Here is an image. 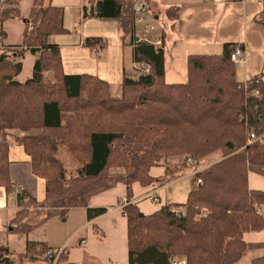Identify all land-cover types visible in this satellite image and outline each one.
I'll return each instance as SVG.
<instances>
[{
  "label": "trees",
  "instance_id": "1",
  "mask_svg": "<svg viewBox=\"0 0 264 264\" xmlns=\"http://www.w3.org/2000/svg\"><path fill=\"white\" fill-rule=\"evenodd\" d=\"M20 1L0 0L1 38L6 34L2 23L21 19ZM136 2L90 0L80 11L79 22L117 19L121 40L133 46L141 73L137 79L125 77L118 96L96 76L64 73L59 46L49 37L67 29L62 8L50 0H33L19 45L0 43V187L15 191L18 206L8 226L15 234L28 235L53 216L65 220L73 207H87L92 219L106 208H89V198L121 182L127 189L122 209L128 264H171L174 257L187 264H236L257 249L262 254L248 264H264V242L243 239L247 231L264 229V190L248 185L249 173L264 178V76L237 80L230 54L238 45L224 43L218 54L189 55L184 83L165 82L162 48L134 37ZM262 2L255 21L264 24ZM82 44L106 47L101 37H87ZM26 52L36 58L30 78L20 82L16 77L22 65L15 59ZM10 129L39 131L17 142L30 157L32 174L45 180L42 201L11 180ZM61 147L79 164L74 176L65 173L58 157ZM217 151L221 159L195 173L185 203L143 214L131 202L132 183H151L149 168L161 160L183 157L176 168H166L171 180L187 158L196 167ZM111 166L123 172L110 173ZM95 232L103 237L98 228ZM46 248L26 241L25 254L43 255ZM0 264H15L3 244Z\"/></svg>",
  "mask_w": 264,
  "mask_h": 264
},
{
  "label": "crops",
  "instance_id": "2",
  "mask_svg": "<svg viewBox=\"0 0 264 264\" xmlns=\"http://www.w3.org/2000/svg\"><path fill=\"white\" fill-rule=\"evenodd\" d=\"M87 1L90 0H50L51 5L62 8L63 26L67 33L51 35L49 40L59 46L65 74L96 76L106 81L111 86L112 94L118 96L125 77L137 79L140 75L133 57V46L121 40L118 21L115 18H86L79 22L81 7ZM32 2L33 0H21V19L2 23L1 28L6 34L5 38L0 37L1 44H20ZM144 2L145 15L152 29H145L143 24L135 25L134 37L142 41H161L159 47L163 50L165 82L184 83L187 80V57L191 54H218L224 43L237 44L245 51L244 65L235 67L237 80L245 82L258 74L264 76V24L255 21V17L263 8L262 0ZM172 7L176 9L167 14V10ZM14 28L17 40L12 42L10 34ZM87 37L103 38L106 47L83 46L82 41ZM35 58L30 52H26L16 60L21 62L22 68L25 60L28 61L31 76ZM47 74L51 76V72ZM27 79L26 77L20 82ZM38 132L8 130V159L10 177L15 188L25 189L38 201H42L45 197V180L32 174L30 157L17 142V139L24 135ZM212 154L205 157L213 156L211 160L202 164V159L196 167H193L192 161L188 162L187 159L190 158H187L185 167L171 180L166 176V168H176L182 163L183 157L161 160L149 168L148 174L153 180L151 183H132L131 202L137 205L143 214H152L168 204L185 203L189 191L193 188L195 173L221 159V152ZM71 158L64 159L65 162L60 158L67 176L76 175L79 168L76 161H70L73 159ZM67 163L73 165L74 169L67 168ZM116 170L123 172L121 168ZM248 185L252 189L264 190V178L249 173ZM126 190V185L119 182L114 187L92 195L88 201L89 208H106V212L99 216L89 219L87 207H73L67 212L65 220L53 216L28 235H23L13 233L12 228L8 226L18 210L16 193H6L5 189L0 187V244L8 247L15 264H45L43 255L25 254L26 241L43 243L47 248L64 247L65 258L61 264H128L127 218L122 209ZM95 228L102 231V238L97 236ZM243 239L248 243L264 242V229L247 231L243 234ZM247 252V261H242ZM247 252L236 264H248L262 254L261 249Z\"/></svg>",
  "mask_w": 264,
  "mask_h": 264
},
{
  "label": "built area",
  "instance_id": "3",
  "mask_svg": "<svg viewBox=\"0 0 264 264\" xmlns=\"http://www.w3.org/2000/svg\"><path fill=\"white\" fill-rule=\"evenodd\" d=\"M134 14L136 16L135 18V25L143 24L145 29H152V25L147 21V17L145 15L146 12V4L144 0H138L134 7ZM156 46H161V41L156 40L154 42ZM230 60L234 64V67L238 68L244 65L246 61L245 57V51L240 47H236L230 54ZM143 68V72H147L148 68L147 66L140 65ZM250 139H255V136L253 134H250ZM188 162L191 161L190 159H187ZM197 183H201V179H197ZM126 203V200L122 201L123 203ZM264 214V211H263ZM65 253L64 247H48L46 248L43 258L45 261V264H61V258L63 257ZM171 264H187L184 258L174 257L171 260Z\"/></svg>",
  "mask_w": 264,
  "mask_h": 264
},
{
  "label": "rangeland",
  "instance_id": "4",
  "mask_svg": "<svg viewBox=\"0 0 264 264\" xmlns=\"http://www.w3.org/2000/svg\"><path fill=\"white\" fill-rule=\"evenodd\" d=\"M153 10V9H152ZM23 20H25V19H23ZM10 37H11V39H12V42H14L15 40H17V32H16V28H14V30L11 32V34H10ZM14 40V41H13ZM10 56V55H9ZM10 57H12V56H10ZM12 59H14L13 57H12ZM16 60V59H15ZM139 67V66H138ZM139 71H140V69H138ZM29 71H30V69H29V65H28V61L27 60H25V62H24V66H23V68H22V72H21V74L18 76V77H16V79L17 80H23L24 78H30V73H29ZM141 73V72H140ZM112 93V92H111ZM215 153H220L219 151H217V152H215ZM214 153V154H215ZM214 154H212V155H214ZM58 156H59V158H61V159H66V158H68V157H71L67 152H66V150H65V148L64 147H61L60 148V151H59V154H58ZM211 157H213V156H211ZM204 158L203 160H202V164H203V162L204 163H206L207 161H209V160H211L212 158ZM217 157V156H216ZM72 159V158H71ZM66 160H64V162H65ZM70 161H75L74 159H72V160H70ZM186 162V161H185ZM67 168H70L71 170H73L74 168H73V165H71L70 163H67ZM109 172L110 173H112V172H117V170H116V168H114L113 166H111V168L109 169ZM248 253V254H247ZM246 254H245V256L242 258V261L243 260H245L246 258H247V256L249 255V252H247ZM246 261H247V259H246Z\"/></svg>",
  "mask_w": 264,
  "mask_h": 264
},
{
  "label": "bare ground",
  "instance_id": "5",
  "mask_svg": "<svg viewBox=\"0 0 264 264\" xmlns=\"http://www.w3.org/2000/svg\"><path fill=\"white\" fill-rule=\"evenodd\" d=\"M255 136V135H254ZM258 137V136H257Z\"/></svg>",
  "mask_w": 264,
  "mask_h": 264
}]
</instances>
